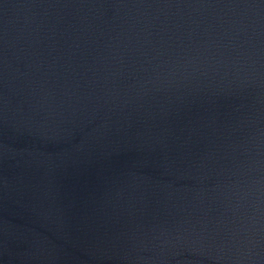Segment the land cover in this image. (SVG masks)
Masks as SVG:
<instances>
[{
	"label": "water",
	"instance_id": "95a60500",
	"mask_svg": "<svg viewBox=\"0 0 264 264\" xmlns=\"http://www.w3.org/2000/svg\"><path fill=\"white\" fill-rule=\"evenodd\" d=\"M0 264H264V0H0Z\"/></svg>",
	"mask_w": 264,
	"mask_h": 264
}]
</instances>
